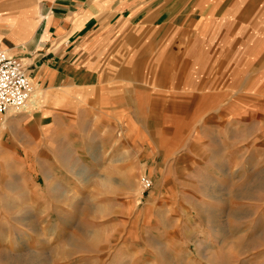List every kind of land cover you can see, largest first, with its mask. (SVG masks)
Segmentation results:
<instances>
[{
  "label": "rangeland",
  "instance_id": "obj_1",
  "mask_svg": "<svg viewBox=\"0 0 264 264\" xmlns=\"http://www.w3.org/2000/svg\"><path fill=\"white\" fill-rule=\"evenodd\" d=\"M250 6L243 0L238 15L182 43L180 57L116 40L98 77L116 82L105 90L121 105L137 108L122 111L116 135H100L92 122L70 127L71 137L50 141L57 155L45 169H0V264H264V20L254 29ZM181 103L186 118L202 116L188 140L211 117L233 125L228 144L154 148L155 121L176 129L172 109ZM192 144L220 157L212 177L221 181L176 204H152L147 158Z\"/></svg>",
  "mask_w": 264,
  "mask_h": 264
},
{
  "label": "crops",
  "instance_id": "obj_2",
  "mask_svg": "<svg viewBox=\"0 0 264 264\" xmlns=\"http://www.w3.org/2000/svg\"><path fill=\"white\" fill-rule=\"evenodd\" d=\"M242 2L0 0V50L20 57L33 83L25 107L0 114V169L13 163L26 169L30 166L45 169V162L52 159V163L57 155V150L49 146L50 141L71 137L70 127L80 122L83 126L92 122L90 127L100 131V135H116L122 111L137 108L136 101L133 108L130 104L121 105L105 90L115 88L116 82L98 77L102 72V57H110L117 51V39L125 40L124 45L148 41L153 51L163 54L165 60L176 54L180 57L182 43H195L198 34L211 33L221 19L238 15V11H232L240 8ZM250 4L252 27L261 29L264 5L261 11L259 0H250ZM182 107L181 103L172 109L176 112V129L164 120L155 121L158 130L152 132L154 148L166 146L169 140L179 147L180 143L197 140L207 143V147L213 142L220 146L228 144L227 129L231 130L233 125L216 122L211 117L204 120L207 124L203 125L205 129L200 137L188 140L186 129L195 126L202 116L195 110L186 118ZM204 136L207 139H202ZM113 144L117 154L120 148L116 141ZM213 149L210 151H216ZM174 151L170 149L161 157L147 158L145 171L154 180L151 196L156 197L152 204H176L181 202L179 197L185 200L186 195L196 196L203 188L217 187L221 181L220 176L219 180L212 177L216 176L215 169L221 168L217 154H196L193 144L182 155L175 156ZM208 192L213 195V191Z\"/></svg>",
  "mask_w": 264,
  "mask_h": 264
},
{
  "label": "built area",
  "instance_id": "obj_3",
  "mask_svg": "<svg viewBox=\"0 0 264 264\" xmlns=\"http://www.w3.org/2000/svg\"><path fill=\"white\" fill-rule=\"evenodd\" d=\"M33 91V83L20 57L0 50V113L17 111L25 107ZM145 189L151 187V180L142 177Z\"/></svg>",
  "mask_w": 264,
  "mask_h": 264
}]
</instances>
